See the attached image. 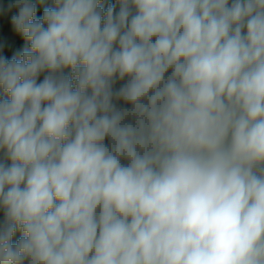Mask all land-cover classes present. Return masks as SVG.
<instances>
[{
    "label": "clouds",
    "instance_id": "1",
    "mask_svg": "<svg viewBox=\"0 0 264 264\" xmlns=\"http://www.w3.org/2000/svg\"><path fill=\"white\" fill-rule=\"evenodd\" d=\"M0 264H264V0H0Z\"/></svg>",
    "mask_w": 264,
    "mask_h": 264
}]
</instances>
